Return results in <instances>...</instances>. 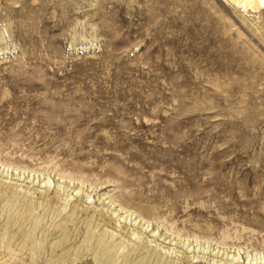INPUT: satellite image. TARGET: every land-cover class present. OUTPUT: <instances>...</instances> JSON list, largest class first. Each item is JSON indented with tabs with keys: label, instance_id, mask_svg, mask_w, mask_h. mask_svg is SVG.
<instances>
[{
	"label": "rangeland",
	"instance_id": "obj_1",
	"mask_svg": "<svg viewBox=\"0 0 264 264\" xmlns=\"http://www.w3.org/2000/svg\"><path fill=\"white\" fill-rule=\"evenodd\" d=\"M17 198L53 214L65 245L25 250V228L1 219L15 253L0 264H263L264 11L0 0V208ZM109 202L147 223L127 234ZM91 207L99 261L67 249Z\"/></svg>",
	"mask_w": 264,
	"mask_h": 264
},
{
	"label": "bare ground",
	"instance_id": "obj_2",
	"mask_svg": "<svg viewBox=\"0 0 264 264\" xmlns=\"http://www.w3.org/2000/svg\"><path fill=\"white\" fill-rule=\"evenodd\" d=\"M231 1L237 7L241 8V10L244 12L247 9H250L253 11H255V10H259V11L263 10L264 11V0H231ZM42 181L45 184V181L44 180H42ZM46 182H49V180H46ZM60 187L61 186L59 184L56 186V188H58V189H60ZM38 191L39 190L37 189V192ZM74 192L78 193L79 191H78V189H75ZM72 194L73 193H71L70 196ZM19 198H17V202H12L11 203L12 205H3L0 208V221H1V219H5L4 223L6 225L13 224L16 227V230H17L16 233H19L18 230H20V228H23V227L25 228L24 229L25 230L24 231L25 232L24 238L27 240V246L25 247V250H28V251L34 252V253L39 251V250H43L45 253H48V251L51 249L53 250L57 247H62V245L64 244L63 237L66 234V229L61 230V227H62L60 225L61 223L55 224V221L53 220V214L49 218L48 217L45 218L47 215L46 210H44L41 213H35V208H34V206L32 208V203H30V202H28L29 206H31L29 208L22 205V204L20 205ZM9 204H10V202H9ZM98 209H99L98 207H96L94 209L91 207L92 212L90 214H88L86 211V213H85L86 222L85 223H86L87 227L83 229L84 231H82V237L79 239L78 243H76L72 246H69V248H67L68 252H71V254H74V257L77 256L78 253H80V252H85L86 250L90 251L91 249L92 250L95 249V252L94 253L88 252V255L90 253H92V256H94L95 260L99 261L102 258H104V256L106 255L107 252H105V249H104L105 236L102 235V236L96 238L94 233L91 230V219H92L93 215L97 213ZM79 210H83V209L80 206H76L74 208V210H71L69 215L76 213V211L79 212ZM103 210L107 213V215L110 218L114 217L115 214L124 211V209L120 206L115 207L113 202H109V204L104 206ZM55 215H56V217H58L61 214L58 213ZM118 216L114 217V219L117 222V224H121V223L125 224V227L127 228V230H126L127 234H128L127 231H129V230L132 231V228L135 225H138L140 223H142V225H143V224L147 223V222L143 223V220L141 219V217L137 216L134 212L128 213V215H126L124 218H122V221H120L121 216L120 217H118ZM46 219H48V224H47ZM65 220L69 223L73 222V219L70 218V216L68 218H66ZM99 220H100V218H99ZM126 222H128V224H126ZM8 231H9L8 228L5 230H2L0 227V254H2V251H4V250H6L9 255H12L13 253H15V251L11 247L12 244L9 240L10 238L7 236ZM21 236L22 235H19V237H21ZM63 249L64 248H62V249L60 248V250H63ZM22 250H24V249H22ZM98 251H100V253H98ZM65 253L63 252V254L56 259H51L50 261H46L45 264H62L63 261L65 260V258L63 256ZM135 253L138 256L134 261L129 257H126L125 259L122 260L120 255H119L120 257L117 256L116 257L117 258L116 264H119L120 261H121L120 264H162V261H163L162 259L154 260V254L153 253L147 254V252L146 253L134 252L132 254H135ZM146 256H148L149 258ZM236 257H234V258H236ZM263 264H264V262H263Z\"/></svg>",
	"mask_w": 264,
	"mask_h": 264
}]
</instances>
